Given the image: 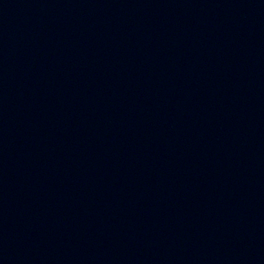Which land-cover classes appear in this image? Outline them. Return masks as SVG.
Masks as SVG:
<instances>
[{"label":"water","instance_id":"water-1","mask_svg":"<svg viewBox=\"0 0 264 264\" xmlns=\"http://www.w3.org/2000/svg\"><path fill=\"white\" fill-rule=\"evenodd\" d=\"M0 264H264V0H0Z\"/></svg>","mask_w":264,"mask_h":264}]
</instances>
